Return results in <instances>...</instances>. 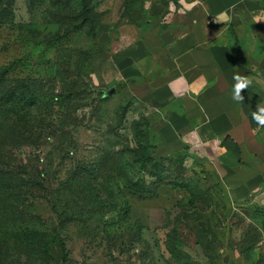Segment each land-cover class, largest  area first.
<instances>
[{
	"label": "rangeland",
	"instance_id": "1",
	"mask_svg": "<svg viewBox=\"0 0 264 264\" xmlns=\"http://www.w3.org/2000/svg\"><path fill=\"white\" fill-rule=\"evenodd\" d=\"M101 1L0 0V95L17 96L0 99V264H264L262 190L239 202L204 158L160 156L151 117L105 94L117 25L144 6L110 26ZM263 98L243 100L261 140Z\"/></svg>",
	"mask_w": 264,
	"mask_h": 264
},
{
	"label": "crops",
	"instance_id": "2",
	"mask_svg": "<svg viewBox=\"0 0 264 264\" xmlns=\"http://www.w3.org/2000/svg\"><path fill=\"white\" fill-rule=\"evenodd\" d=\"M122 4L99 3L115 17L110 26L121 18ZM143 6L145 23L119 21L99 79L151 117L160 156L188 150L210 171H224L237 201L260 190L264 200V140L243 102L232 99L236 73L252 89L258 82L264 89V0H143ZM225 139L239 147L236 161L221 160L229 152Z\"/></svg>",
	"mask_w": 264,
	"mask_h": 264
},
{
	"label": "clouds",
	"instance_id": "3",
	"mask_svg": "<svg viewBox=\"0 0 264 264\" xmlns=\"http://www.w3.org/2000/svg\"><path fill=\"white\" fill-rule=\"evenodd\" d=\"M233 80L232 99L237 102H242L244 100L242 92L249 88L251 80L247 76L240 75L239 73L233 75ZM252 119L259 127L264 128V101L259 102L256 110L252 111Z\"/></svg>",
	"mask_w": 264,
	"mask_h": 264
},
{
	"label": "trees",
	"instance_id": "4",
	"mask_svg": "<svg viewBox=\"0 0 264 264\" xmlns=\"http://www.w3.org/2000/svg\"><path fill=\"white\" fill-rule=\"evenodd\" d=\"M131 1H133V0H131ZM131 1H129L128 2V7H130L131 6ZM139 1H143V0H139ZM124 8H126V6L124 5ZM87 15H88V8H87V6L85 5L84 6V12H83V16H85V17H87ZM149 18V16H148V14H147V12H146V10L144 9V18L142 19V20H131L130 18H127L126 20H128L129 22H139V23H145L146 22V20ZM2 80V76H0V81ZM250 89V86H249V88L248 89H246L245 90V95L247 94V92H248V90ZM15 97H17L16 96V90H14L13 88H8L5 92H3V93H1V95H0V99L2 100V101H12L13 99H15ZM243 102V101H242ZM243 108H244V110L245 111H247L246 110V107L244 106V104H243ZM248 116L250 117V115L248 114ZM147 127H148V129H149V131H151V129H150V127H149V123H148V125H147ZM152 132V131H151ZM14 136V133H12V137L11 138H16V137H13ZM234 145V144H233ZM234 147H235V149H236V152H239V147H237L236 145H234ZM179 155V154H178ZM135 182H131V183H129L128 184V186L130 187V188H132V189H134V190H137V191H147V189H143V190H138V189H135L133 186H135ZM152 192V191H151ZM156 193V191H154V194Z\"/></svg>",
	"mask_w": 264,
	"mask_h": 264
},
{
	"label": "water",
	"instance_id": "5",
	"mask_svg": "<svg viewBox=\"0 0 264 264\" xmlns=\"http://www.w3.org/2000/svg\"><path fill=\"white\" fill-rule=\"evenodd\" d=\"M116 91H117L116 87H112V88L108 89V90L105 92V94H113V93H115Z\"/></svg>",
	"mask_w": 264,
	"mask_h": 264
}]
</instances>
